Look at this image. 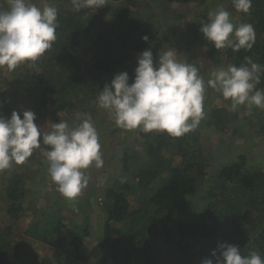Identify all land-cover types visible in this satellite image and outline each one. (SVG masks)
Masks as SVG:
<instances>
[{
	"label": "trees",
	"instance_id": "obj_1",
	"mask_svg": "<svg viewBox=\"0 0 264 264\" xmlns=\"http://www.w3.org/2000/svg\"><path fill=\"white\" fill-rule=\"evenodd\" d=\"M54 1L59 2L55 7L56 40L37 61L23 63L10 71L13 97L7 102L0 98V116L10 118L16 111L13 105L25 96L35 104H53L56 112L68 113L78 106L81 115L90 111L91 121L96 125L98 119L93 118V113L98 109L97 97L116 74L127 72L131 84L137 57L143 51L150 49L156 59L168 46L178 44L182 50L185 39L178 36V29L165 23L171 17L185 16L175 3L191 4L197 0H105L107 3L81 7L79 11L70 0ZM3 2L0 0V6ZM200 2L199 9L193 12L192 26L186 29L191 33L186 50L201 44L206 53L198 63H190L199 69L202 61H205L203 65L208 62L204 70L199 69L200 75L220 66H240L246 56L264 65V0H251L247 14L238 12L233 0H227L224 10L230 13L231 22L236 26L248 23L255 29L253 48L239 51L230 47L217 50L204 39L201 23L207 22L211 6L221 1ZM155 20L163 26V30L160 25L157 28L163 31L162 35L177 36L172 37L171 43L166 44L163 38L154 43L149 40L147 25L154 24ZM144 36L148 37L147 41L142 39ZM201 76L206 81L211 78L210 74ZM76 88L79 92L71 99L70 91ZM256 89L264 90V71L260 73ZM211 90L206 87L209 94ZM222 99L226 105L209 106L204 99L206 115L200 122L205 128L228 130L230 137H242L247 145L236 153L230 152L220 166L206 170L207 160L196 146L201 132L195 128L181 137L139 129L138 149L120 151L118 165L122 167L113 166V181L104 188L105 199L99 211L105 216L98 234L91 231L88 220V206L92 203L95 186L90 187L84 202L79 197L71 201L65 199L54 185V202L42 209L40 216H34L28 237L47 243L55 253H60L62 262L72 264H84L90 259L92 264H202L204 259L212 258L211 251L220 243L237 246L243 256L256 252L264 259V161L249 160L256 137L264 136V108L242 105L232 110L231 102L223 96ZM105 119L111 120V131L123 130L115 125L112 113L99 118L98 122L104 124ZM67 120L65 116L64 121ZM219 145L223 146V141ZM40 146L48 150L42 140ZM168 146L172 147V153L164 156L162 150ZM130 158L136 166L129 162ZM121 170L132 178L119 179ZM91 172L93 174V170ZM89 174L86 170L85 175L89 177ZM207 175H211V182L206 186ZM17 182V179L13 181ZM9 188L5 190L7 200L12 201L5 212L17 216L21 206L16 201L22 198L24 189L12 191ZM63 200L70 203L67 214L59 207ZM199 203L203 207L198 218L190 219L193 207ZM75 214H79L78 223L73 219ZM43 215L47 216L43 219ZM11 232L10 225L0 228V238H7ZM87 237L89 245L84 240ZM159 238L161 244L156 245ZM29 240L20 245L12 239L4 240L0 245V264H40L30 249ZM165 249L172 250L173 256L163 255Z\"/></svg>",
	"mask_w": 264,
	"mask_h": 264
},
{
	"label": "clouds",
	"instance_id": "obj_2",
	"mask_svg": "<svg viewBox=\"0 0 264 264\" xmlns=\"http://www.w3.org/2000/svg\"><path fill=\"white\" fill-rule=\"evenodd\" d=\"M102 3L104 0H74L76 11ZM8 4L7 10L0 11V68L13 71L23 63L37 61L52 48L57 9H41L27 0H8ZM233 5L247 14L251 0H233ZM201 24L204 39L217 50H251L255 44L254 27L248 23L234 25L223 8L210 12L207 22ZM142 39L147 41L148 37ZM176 55L173 48L160 52L154 63L152 51H143L137 57L133 82L129 84L127 72L116 74L98 95V106L109 110L115 125L123 130L164 131L173 137H181L199 123L206 87L229 100L232 110L242 105L264 108V90L256 89L264 65L251 57H244L240 66L218 67L205 81L194 64L180 62ZM22 115L13 111L10 118L0 116V170L25 163L42 140L48 146L44 156L51 180L65 199L74 200L87 185L84 170L93 165L100 168L104 163L94 123L85 118L70 127L60 121L52 124L51 130L41 131L34 122V112L24 111ZM210 256L202 264H264L258 253L243 256L237 246L227 243L218 244Z\"/></svg>",
	"mask_w": 264,
	"mask_h": 264
},
{
	"label": "rangeland",
	"instance_id": "obj_3",
	"mask_svg": "<svg viewBox=\"0 0 264 264\" xmlns=\"http://www.w3.org/2000/svg\"><path fill=\"white\" fill-rule=\"evenodd\" d=\"M219 4H215V6H211L210 12H215L220 8H225L227 4V0H220ZM28 3L35 4L37 7L43 9L45 6L57 7L59 6V2L54 0H27ZM70 2H74V0H70ZM104 3H107L104 0ZM200 0L194 1L191 4L188 2H182L180 4L175 3V7L185 13V16L180 19H173L172 17L167 20V23L164 25L168 27H174L178 29V36L183 37L186 43H183L182 50H180V46L175 44L171 47H166L167 50L174 49L177 52L176 59L180 62L186 63H195L200 61V57L204 58L206 53H203V46L201 44H197L190 49H187V42L191 40V33L186 29L192 26V16L193 12L200 7ZM95 7V6H94ZM9 8L8 0H4L3 5L0 6V9L7 10ZM95 9V8H94ZM228 11V10H227ZM110 14V13H109ZM206 19V18H205ZM234 21L235 18L233 19ZM161 26L163 30V26L158 23V20H155L154 24L147 25V31L149 34V40L154 43L156 40L163 38L167 43H171L172 37H177L176 35L171 36L170 34L162 35L163 31H158V26ZM196 43L198 40H195ZM194 41V42H195ZM201 42V41H199ZM165 49V48H164ZM158 60V58L154 59V63ZM202 61V60H201ZM205 61H202L201 65H199V69L205 68L207 63L203 65ZM203 74H210L212 72H201ZM10 71L5 68H0V98L5 100V102L12 99L13 94L11 93L12 87L10 86L11 78ZM204 78V77H203ZM205 80V78H204ZM206 81V80H205ZM212 89V88H211ZM31 91L30 88L26 90L29 93ZM33 91V90H32ZM79 88L73 89L70 91L69 97L74 99L78 94ZM215 91L214 89L209 92H205V99H207L206 104L209 106L225 104L222 99L221 93ZM226 105V104H225ZM98 109L93 113V118H106L111 115L109 110L100 108L96 103ZM16 112H19L21 118H23L22 113L24 111H32L35 113L36 120L34 121L40 128L41 131L50 130L52 124L59 123L60 121H64V117L68 116L69 120L67 123L70 127H75V123L80 118H86L92 120L89 113L86 112L84 115H80V118H77L79 107H74L70 112L66 111H54L53 104H35L31 98L22 96L17 100L16 104L13 105ZM239 112H241L239 110ZM206 115V112H203V117ZM95 125L98 133H99V142L101 144V153L102 159L104 161L103 166L100 168L95 167L94 165L86 169L88 173H90L87 178V185L82 189L81 193L78 195L80 201H84L87 196L88 191L91 186H95L94 195L92 196V203L89 204V223L91 231L94 233H99L102 225V219L105 216L104 212L99 211V207L101 206V202L104 198V188H106L113 181L114 178V170L113 166L121 163L120 160V151L123 148H127L128 150H136L138 149V144L136 143V138H140L138 131L140 128L135 130H116L111 131V120H107L104 124L98 122ZM76 121V122H75ZM77 124V123H76ZM203 123L199 121V123L194 127L197 132H201V135L196 142V146L199 147L203 156L206 158L207 168L206 170L211 171L216 167L222 164V159H228L229 153H236V150H240L242 147L247 145L246 139L242 137H230V133L228 130H224V132H220L215 129L203 128ZM220 141H223V146L219 145ZM256 146L253 148L252 152L249 153V160L251 162H256L258 159L264 161V136L258 135L256 137ZM44 148L41 146L34 150L33 154L26 160L22 165L13 164L12 167L5 170H0V228L6 227L10 225L11 233L7 238H0V245L3 244V241L6 239H12V242L15 244H22L26 241V239H30L29 246L37 260L40 264H72L65 263L61 261L60 253H55L54 249L47 245V243L39 242L38 240H34L31 237H28L27 231L34 224V216H40L42 209H47V206L52 205L54 202L53 197V187H55L53 181L51 180L48 174V164L46 158L44 156ZM164 156H169L172 153V147L168 146L163 148L162 150ZM111 158V160L109 159ZM112 163H110V162ZM129 162H132L136 166V162L133 159H129ZM110 166V167H109ZM118 167H122L118 165ZM132 167V166H131ZM84 170V171H86ZM93 170V174L92 171ZM118 178L122 180H129L132 177L125 170H121L118 172ZM211 175H207L204 179L205 185H210ZM18 180L17 183H13V181ZM136 180V179H135ZM21 183L19 184V182ZM10 187L12 191H17L14 188L24 189V194L22 198L16 201L21 206V209L18 211L17 216H10L5 212V209L9 202L12 200H7V192L6 188ZM5 191V192H4ZM194 201V200H193ZM85 202V201H84ZM73 203V202H71ZM75 204V202H74ZM59 207L61 208L63 214L68 213V209L70 208V203H67L63 200L59 203ZM94 207H96L94 209ZM202 204H197L196 207H193L192 212L193 216L190 219H197L199 216V210L201 209ZM36 210V211H35ZM98 210V212H97ZM35 211V212H34ZM79 214H75L73 219L75 221L80 222ZM47 215H43V219ZM79 218V219H77ZM32 223V225H31ZM85 242L89 245L88 237L84 239ZM161 238L156 240L155 244H161ZM165 256L172 257V250L165 249L162 253ZM60 256V257H59ZM175 257V256H174ZM84 264H92L91 259Z\"/></svg>",
	"mask_w": 264,
	"mask_h": 264
}]
</instances>
